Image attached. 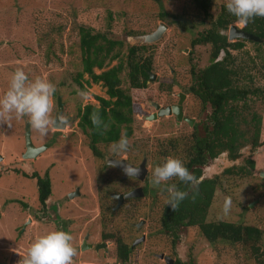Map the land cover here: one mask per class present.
<instances>
[{
	"label": "rangeland",
	"instance_id": "1",
	"mask_svg": "<svg viewBox=\"0 0 264 264\" xmlns=\"http://www.w3.org/2000/svg\"><path fill=\"white\" fill-rule=\"evenodd\" d=\"M222 4H226V0H211L210 18L202 19L190 0H0V96L7 90L10 73L22 68L30 81L40 77L55 85L52 116L55 117L58 99L59 117L66 121L64 129L51 128L44 137L29 126L32 145H44L46 150L26 160L22 158L23 127L28 118H14L10 126L0 123V169L16 166L28 174L35 172L39 178L45 175L50 189L47 203L41 207L37 204L35 179L0 174V254L14 249L16 256H12L11 261L20 260L36 237L58 229L53 224L57 220L61 221V227L66 223L65 230L74 237V245L85 232L90 241H99L98 206L112 204L111 200L102 198L103 194L105 191L123 192L133 184L145 186L147 196L129 201L124 205L123 213L115 214L110 223L104 225L103 232L111 233L112 238L106 244V252L99 253L103 263H115V240L130 246L134 239L143 235L145 241L129 254L136 264H155L153 253L169 255L173 251L175 257L172 258L177 257L183 262L190 260L193 264H251L246 260L250 248L237 246L234 249L221 243L209 245L196 227L179 229L174 240L170 234L166 238L159 234L158 214L165 195L158 193L159 188L151 184L154 166L166 157L185 160L184 149L190 137V129L184 123L176 126L169 116L149 121L147 117L154 112L151 104L165 106L174 101L175 95H186L182 109L184 116L194 119L200 134L201 123L210 109L207 105L202 106L188 89L195 85L197 72L209 65L210 50L209 45L191 46V42L209 28V21L215 19ZM162 13L164 17H161ZM159 25H163V29L154 41H142L141 38L153 33ZM230 27L240 31L243 25L236 22L221 33L227 37ZM56 28L61 30L56 32ZM80 28L91 29V35L100 34L121 43L113 47L112 53H117V59L105 62L100 69L92 68V73L98 75L118 63L122 65L119 87L131 102L126 152L113 153L110 150L113 143L97 144L100 155L94 157L88 149V136L76 125L77 109L86 105L97 108V98L108 99L101 83H92L83 73L77 76L81 73ZM240 40L244 41L242 48L230 51L233 64L239 66V84L262 89L264 54L256 52L250 39H227L228 42ZM131 47L136 49L135 60L138 63L147 61L148 72L154 76L145 82L144 88L128 86L125 57ZM222 57L220 52L216 60ZM82 91L88 93L87 100L79 95ZM245 103L247 109L242 115L246 119L251 111L264 117V100L248 95ZM247 155L248 148L245 147L231 162L222 153L207 163V169L201 168L200 178L217 176L219 183L206 211L205 222L238 223L241 227L255 228L260 233L255 246H261L264 244V178L259 173H264V166L256 165L249 175H236V169L245 165L243 159ZM113 156H122L135 165L145 159L146 184L120 182L119 176L104 162ZM226 168H231L233 174L223 176L221 173ZM75 191L77 195L68 197ZM226 196L231 197L232 207L225 216L222 205ZM139 221L144 223L140 229H135L133 225ZM99 257L94 255L91 261L101 262Z\"/></svg>",
	"mask_w": 264,
	"mask_h": 264
},
{
	"label": "trees",
	"instance_id": "2",
	"mask_svg": "<svg viewBox=\"0 0 264 264\" xmlns=\"http://www.w3.org/2000/svg\"><path fill=\"white\" fill-rule=\"evenodd\" d=\"M211 0H190L194 11L202 15V19L210 18L208 11ZM165 14L162 13L161 17ZM237 18L229 14L225 4L220 6L215 19L210 22L209 28L201 32L197 38L192 40L191 46L209 45V65L199 70L194 76V86L188 90L201 102L210 108V127H204L203 137L192 135V145H185L184 162L190 173L197 178L200 176V168L208 161L216 158L220 153L225 152L231 161L237 159L240 150L247 147L248 155L243 159L244 166L240 165L236 169V175L242 173L249 175L257 167L264 166V117H260L253 111L249 118L242 115L246 107L248 95L255 96L260 101L264 100V87L252 88V86H242L239 74V66H235L234 58L230 51H238L243 46V40L228 42L221 32L227 30L228 26L235 24ZM56 28L55 31H60ZM91 29H79V50L81 52V73L89 76L92 83H101L105 88L107 100L97 98L99 106H84L81 110L77 109V127L82 133L88 136V149L91 154L98 158L100 153L97 151V144H109L119 141L120 133L130 136L131 123V102L130 97L120 89L121 79L119 73L122 71L121 63L108 70L94 75L92 68L100 69L105 62L117 59V53H112L113 47L121 43L106 39L103 35H91ZM255 38L251 41L255 46L256 52L264 54V18H255L240 30ZM93 32V31H92ZM136 49L131 47L125 57L127 65L126 78L128 86L131 88H144L147 80L146 71L149 70L147 61L138 63L135 60L134 52ZM222 52L223 57L216 60L218 54ZM246 80L247 78L243 76ZM96 112L103 121L100 129L93 126L89 116ZM26 121V120H25ZM26 122H24L25 126ZM28 126L29 123L27 121ZM106 125V127H104ZM245 126V128L241 127ZM242 128V129H241ZM24 130V127H23ZM24 134V133H23ZM231 168L224 170V176L232 175ZM15 174L24 178L35 179L37 199L41 207L50 194L47 176L39 178L35 172L29 174L22 168L16 166L3 167L0 174ZM217 176L213 179L201 180L198 186L185 185L178 180V189L186 191L188 198L182 201L178 208L169 212L168 207L164 208L160 223L168 230L177 226L198 228L202 236L211 244L217 239L231 244L241 242L246 244L248 240H257V230L251 227H241L228 223H206V207L210 203L215 188L218 186ZM195 200L192 197L197 192ZM257 250V249H256ZM130 252L126 245L116 240L114 256L115 263H122L128 259Z\"/></svg>",
	"mask_w": 264,
	"mask_h": 264
},
{
	"label": "clouds",
	"instance_id": "3",
	"mask_svg": "<svg viewBox=\"0 0 264 264\" xmlns=\"http://www.w3.org/2000/svg\"><path fill=\"white\" fill-rule=\"evenodd\" d=\"M225 7L227 12L235 16L237 22L244 26L257 17L264 18V0H226ZM55 92L56 87L53 83L40 77L30 81L25 71L17 68L10 73L7 90L0 96V123H8L10 126L14 118L20 120L27 117L30 127L41 137L46 136L58 122L65 120L64 117L53 118L52 116ZM79 95L85 100L88 98L86 91L80 92ZM89 119L97 129L103 125L102 119L96 112H93ZM128 148L127 135L122 133L119 141L114 142L110 150L120 154L126 152ZM124 173L133 178L140 174V168L126 164ZM173 178L185 185L193 186H198L200 180L189 172L183 161L171 156L166 157L162 164L154 167L151 184L157 188L164 185L163 191L167 193L164 202L175 210L188 198V193L178 189L176 184L166 185V182ZM198 194L197 188V192L192 197L193 201ZM231 207L232 199L226 196L222 205L223 215H228ZM73 240L74 237L63 230H53L40 235L32 241L18 264H74V257L78 255V252Z\"/></svg>",
	"mask_w": 264,
	"mask_h": 264
},
{
	"label": "flooded vegetation",
	"instance_id": "4",
	"mask_svg": "<svg viewBox=\"0 0 264 264\" xmlns=\"http://www.w3.org/2000/svg\"><path fill=\"white\" fill-rule=\"evenodd\" d=\"M227 38V37H226ZM146 74H147V80L146 81H149L150 77H149V74L150 72L146 71ZM152 75V74H151ZM154 78V76H153ZM189 91V90H188ZM193 95V94H192ZM194 96V95H193ZM196 97V96H194ZM185 99H186V95H182V94H178V95H175L174 96V101L166 104L165 106H159L158 104H151V107L152 105H158V109H165V108H168V109H172V108H176L178 107L179 108V111H180V117H179V120L176 119V116L171 114L169 115L170 118L173 119V123L177 126L178 124L180 123H184L189 129H190V132H189V139L186 141V145L187 146H190V144L192 145V135H195L196 137H203V135L205 134V131H204V127H210V122H209V119H210V112L208 114V116L206 118H204V120L202 121L201 123V132L200 134H198V131H197V126H196V122L194 121L193 118H187L184 116V112H183V104L185 102ZM199 101V100H198ZM200 102V101H199ZM201 104V102H200ZM202 105V104H201ZM207 105V104H206ZM203 106V105H202ZM208 106V105H207ZM209 107V106H208ZM153 108V107H152ZM210 109V108H209ZM158 113V110H154L153 113H151L149 115V117H147V119H149L152 115L155 116V119L153 120H156L157 117H166V116H158L157 115ZM150 121V120H149ZM152 121V119H151ZM225 153V152H223ZM222 154V153H220ZM219 154V155H220ZM226 155V159L228 161H231L227 158V154L225 153ZM216 158H214L213 160H210L208 161L207 163L211 162V161H214ZM105 163H107L108 160H116V161H123L125 163H127L128 165L134 167V168H137L141 165V163L143 162V169L145 171V174L143 176V179L141 181H139L138 179H135V178H130V177H125L123 178V173L120 172L117 168L113 167V166H109L111 167L114 172L117 174V176H119V180L120 182H124V181H128L129 182H138V183H144L146 184L145 181H147V168H146V160L145 159H141L140 162L138 164H130L128 163L122 156L119 157V158H115L114 156L113 157H110L109 159H104ZM236 160V159H235ZM235 160L231 161V162H234ZM164 162V160L161 162V164ZM207 164L202 166L204 169H207ZM155 167V166H154ZM201 167V168H202ZM201 168H200V176H199V180H205V178H200L201 177ZM228 169V168H226ZM224 169V170H226ZM223 170V171H224ZM222 171V172H223ZM216 177V176H214ZM213 177V178H214ZM24 178V177H23ZM213 178H210V179H213ZM29 179V178H28ZM209 179V180H210ZM208 180V179H207ZM49 183V181H48ZM178 183V179L176 178H173L172 180H169L166 182V185H171V184H177ZM219 185V183H218ZM163 188H164V185H162L160 188H159V192L158 193H162L163 195H165V197L167 196V193L163 191ZM136 189H139L140 190V195L139 196H135V197H129V198H126L125 195L135 191ZM50 190V189H49ZM150 194H153V192H150ZM117 196H120V202L118 203L117 199L114 198V197H117ZM147 196V188L144 186V187H140V186H135V185H131L130 187H128L125 191L123 192H112V193H108V191H105V194H103L102 198H105L107 200H111V203L112 204H108V205H105V203H103L102 205L98 206L99 208V211H100V216H99V224H100V227H101V231L99 232V241H96V242H93V241H90V236L88 233H84L83 235H81V240L79 241L78 244H75L74 247L77 249V252H78V255L76 257H74V264H108V263H103V259H101L99 256V253L100 252H103L105 253L106 252V244L109 243V241L111 240L112 236H111V233H105L103 232V227L104 225H106L107 223H110V218H112L115 214L117 213H123V211L125 210V204L127 205L129 201L131 200H134V199H142L144 197ZM49 197V196H48ZM212 199V198H211ZM47 200L48 198L45 200L44 202V207L47 203ZM211 201V200H210ZM37 204L39 206L40 203L38 202V199H37ZM210 203L208 204V206L206 207V211L209 207ZM165 207H168V210L169 212L172 211V209L167 206L164 202V204L161 206L160 208V213L158 214V221H159V234L162 233L163 236H165L166 238V235L170 234L172 239L174 240L176 238V232L181 229V228H184L182 226H177L176 228L174 229H171V230H168L167 228H164L161 223H160V219H161V216L164 212V208ZM56 215V214H55ZM205 216H206V213H205ZM205 220V219H204ZM142 221H139L137 223H135L133 226L135 229H140L143 225L144 222ZM206 223H213V222H206ZM216 224L217 223H227V222H215ZM53 224H55L57 226V230H63V231H66L68 232L67 230H65L66 228V223L64 222L63 223V226L61 227V221L57 220V222L55 221ZM228 224H231V225H239L238 223H228ZM241 226V225H239ZM192 227H195V226H192ZM244 227H249V226H244ZM68 228V227H67ZM197 228V227H196ZM252 228V227H251ZM198 229V228H197ZM254 229V228H253ZM68 230H70L68 228ZM257 230V229H256ZM46 231V230H45ZM199 231V230H198ZM200 233V232H199ZM40 235H43V234H40ZM200 235L202 236V234L200 233ZM257 240L255 241H251V240H248L246 244H243L241 242H233L231 244H228L230 247H234V249L237 247V246H243L244 247H247V248H250V254H249V258H246V260H250L251 261V264H264V244H261V246H255L256 242H258V236H260V233L259 231L257 230ZM203 237V236H202ZM204 238V237H203ZM261 238V237H260ZM205 239V238H204ZM117 241H120L119 239ZM145 241V237L143 235H141L138 239H134L132 244L129 246V245H126L129 252H131L133 249H135V247L141 243ZM205 241L209 244V245H212L211 243H209L206 239ZM122 243V241H120ZM115 243V249H116V240L114 241ZM223 245V244H226L225 242L217 239L214 244H220ZM123 244V243H122ZM125 245V244H123ZM257 249V250H256ZM7 251V252H6ZM5 254H0V264H18L19 260L18 261H15V262H12V256H16L15 254V250L12 249V250H6ZM1 252V251H0ZM3 255H7L5 258H2ZM86 255H91V257L89 256H86ZM94 255H97L101 262H98V263H93L94 261H91V258L94 256ZM24 255H22L23 257ZM83 256H86V257H83ZM130 256V255H129ZM128 256V259L125 261V262H122V263H119V264H136V262L134 261L133 258H130ZM4 257V256H3ZM152 257L155 259V264H193V262H191L190 260L186 261V262H183L182 260H180L179 258H172V257H175V253L174 251L172 253H170L169 255L167 253H153L152 254ZM17 259H19V257H15ZM12 260V261H11Z\"/></svg>",
	"mask_w": 264,
	"mask_h": 264
},
{
	"label": "water",
	"instance_id": "5",
	"mask_svg": "<svg viewBox=\"0 0 264 264\" xmlns=\"http://www.w3.org/2000/svg\"><path fill=\"white\" fill-rule=\"evenodd\" d=\"M163 25H159L158 29H156L153 33H151L150 35H147V36H144L142 39V41L144 40V42H152L154 41L161 33L162 31V28ZM235 37H239L241 39H252V40H255L254 37L248 35V34H245L241 31H236L233 27H230L229 28V31H228V36H227V39L228 40H231L232 38H235ZM149 79L152 80L154 79L153 78V75L149 74ZM153 109L154 110H158V113L157 115L158 116H169L171 114L175 115L176 116V119L179 120V117H180V111H179V108L176 107V108H172L171 110L168 109V108H165V109H158V105H152ZM60 111H61V108H60V103H59V100L57 99V111L55 113V117L54 118H57L59 117L60 115ZM153 120L155 119V116L152 115L149 120ZM65 123L66 121L64 120V122H58L56 124L55 127H53V129H64V126H65ZM23 141H24V153L22 155V158L23 159H33L35 158L36 156H38L40 153H42L43 151H45L46 149V146H40V147H34L32 144H31V141H30V136H29V129H28V125H26L24 127V137H23ZM2 160V158L0 157V161ZM127 163L123 162V161H116V160H108L107 161V165H110V166H113L115 168H117L120 172L123 173V178L125 177H129L128 175H126L124 173V166L126 165ZM137 168H140V174L136 177H133L135 179H138L139 181H141L143 179V176L145 174V171L143 169V162L141 163V165ZM259 176L264 178V173H259ZM141 193H140V190L139 189H136L135 191L125 195L126 198H129V197H135V196H139ZM77 195V191H75L74 193L72 194H69L68 197H72V196H75ZM117 199L118 203L120 202V196H117V197H114Z\"/></svg>",
	"mask_w": 264,
	"mask_h": 264
}]
</instances>
